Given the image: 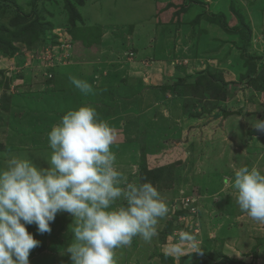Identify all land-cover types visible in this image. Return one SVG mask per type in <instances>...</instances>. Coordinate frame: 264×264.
I'll return each instance as SVG.
<instances>
[{
  "label": "crops",
  "instance_id": "1",
  "mask_svg": "<svg viewBox=\"0 0 264 264\" xmlns=\"http://www.w3.org/2000/svg\"><path fill=\"white\" fill-rule=\"evenodd\" d=\"M88 2L89 10L85 12L80 10L82 27L101 31L103 34L100 33L99 43L94 45H100L102 51L106 48L108 53L105 57L101 56V59L92 57L93 50L85 45V41L90 38L83 35L85 41L79 38L82 45L77 46L82 53L79 59L75 57L77 62L70 67L68 72L71 73L66 74L64 81L59 83V88L51 91L48 87V90L36 95L27 93L33 97H24L28 98L29 105L25 102L24 104L13 102L8 107L12 109L11 114H14L11 118L13 123L20 121L24 126L17 130L25 131L27 135L23 143L28 144L29 148L39 149L42 156L39 155L37 159L45 165L50 154L47 142V132L50 128L59 122L66 111L82 105H92L107 122L121 120L123 124L121 128L126 131L127 141L119 144L118 148L113 146L121 171L131 175V166L137 163L136 147L144 140L143 135L151 132L156 140L157 136L165 137V144L171 145L170 153L164 157V165L158 168L162 175L163 172L172 171L175 178L172 177L171 182L179 187L177 190L181 191L182 187L194 182L197 185L194 187L195 192L200 189L202 200L206 201L207 197L203 195L207 192L218 193L223 208H227L229 212L233 210L237 211L236 214L240 213L234 190L226 181H230L235 170L244 165L249 168L255 166L264 172V133L252 127L256 120H264V90H261L260 97L255 93L254 98L246 96L245 101H239L237 97L234 103L231 102L233 107L235 106L232 110L237 112V117L228 118L220 124L219 115L220 118L216 120L218 132H215L213 130L216 127L212 128L211 121H207L206 125L200 124V120L192 119L186 113L189 110L192 112L198 102L194 104L193 100V107L189 104L188 91L178 85V80L182 76L195 75L199 71L204 73L205 59H208L207 61L212 64L217 60L224 66L226 82L239 78L244 82L249 68L246 62L248 58L242 56L243 50L255 54L258 58L253 63L260 74L264 68L262 44L264 35H261L264 0H256V4L250 7L243 6L242 0H88ZM230 5H237L239 12L242 13L243 26L237 25L236 22L233 24ZM215 13L218 15L222 13L221 17H224L217 19L219 20L217 25L210 20H213ZM125 14L136 16V22L128 21L124 17ZM223 28H249L250 41L246 36H240L242 29L238 30L237 34L229 32L222 36L221 33H225ZM92 32L97 34L96 31ZM221 40L228 41L227 48L224 46L221 49L219 44ZM258 40L261 42L258 43ZM237 44L241 50H237ZM127 47L137 50V60L142 58L155 60L146 62L145 66L134 60L136 66L132 64L129 68L133 71L123 73L119 66L113 67V59H116L115 53L118 50ZM182 62L186 66L181 67ZM114 68L118 71H112ZM135 69L136 72L133 73ZM72 77L92 84L93 93L85 96L70 85ZM190 80L197 81L194 77L189 78ZM242 91L247 93V90ZM240 95L244 94L240 92ZM198 123L204 128H199ZM191 124L195 131L187 133V129H191ZM172 128L178 131L167 132ZM247 129H251L250 132L246 131ZM161 130H165V134ZM186 135L187 144L182 142ZM140 136L143 140H140ZM115 137L118 140L119 135ZM161 138L157 141L160 142ZM175 141H181V145ZM206 149H211L212 161L202 171L198 167H203L202 163L210 154ZM19 152L21 151L13 152V155L24 157ZM180 161L182 164H179ZM213 171H216L220 185L213 181ZM223 178L224 183L221 181ZM154 182L161 184V175ZM233 219L234 216L226 214L219 221L220 227ZM35 228V225H27L33 236L38 234L33 232ZM251 230L246 236L247 240L251 241L249 246L251 247L252 243L253 247L255 230H252L254 233ZM155 241L157 239L153 238L151 243ZM146 243L142 249L146 248ZM235 252L238 258L244 254L242 251ZM234 255L228 257L232 258Z\"/></svg>",
  "mask_w": 264,
  "mask_h": 264
},
{
  "label": "rangeland",
  "instance_id": "2",
  "mask_svg": "<svg viewBox=\"0 0 264 264\" xmlns=\"http://www.w3.org/2000/svg\"><path fill=\"white\" fill-rule=\"evenodd\" d=\"M243 3V6L250 7L252 4H256V0H242ZM88 8H90L88 0H0V166H3L5 160L14 157L13 152L18 151H21L19 154L24 156L22 158H29L37 164L46 166L37 159L39 155L42 156L39 149L29 148L28 144L23 143L27 135L25 131L18 132L17 130L24 126L20 121L13 123L11 118L14 114H11L12 109L8 107L13 102H17V104L25 102L26 104L28 98L24 97L33 98L30 95L41 94L48 90V87L51 91L59 88L58 85L64 81L63 78L66 74L71 73L68 72L70 67L72 68L77 62L75 57L79 59L82 53L77 46L82 45L80 39L85 41L82 38L83 35L90 38L85 41V45L91 47V51L93 50L92 57H96V59L105 57V54L108 53L107 49L102 51L100 45H94L99 43L100 33L101 35L103 33L82 27L80 10L85 12L89 10ZM180 8L183 9V7ZM229 8L233 12V24L236 22L237 25L243 26L242 13L239 12L237 5H230ZM221 15L222 13L219 15L215 13L213 20H210L217 25L218 18L224 19ZM124 17L128 21L136 22V16L125 14ZM261 23L263 24V28H261L263 34L261 35H264V19ZM222 26L224 27V25ZM240 29H242V33H245H241L240 36H246L249 40L251 37L249 28ZM240 29L223 28L225 33L223 32L221 35L224 36L229 32L237 34ZM92 31H96L99 36ZM227 42V40L219 42L221 49L224 46L228 47L229 43ZM260 42L261 40H258V43ZM262 44L264 46V41ZM92 45L98 47H92ZM238 45L236 46L237 50H241ZM137 53V50L129 47L118 50L115 53L116 59H113V67L119 66L122 72L126 73L131 65H134V60L139 61L143 66L146 62L155 60L154 58L137 60ZM242 56L248 58L246 62L249 68L246 71V81L244 82L240 78L236 81L226 82L224 66L217 60L215 64H212L207 61L208 59H205L207 65H203L204 73L199 71L195 72V75L188 76L189 78L194 77L197 81H189L187 76L179 78L178 85L188 91L189 104L193 107V100L194 104L196 101L198 102L192 112L191 110L186 112L189 117L200 120V124L204 125L208 123L207 121H211L213 128L218 124L216 120L220 118L219 115H221L220 124H223L228 118L237 117V112L232 110L235 106L233 107L231 103H234L237 97L239 101H245L244 97L246 96L254 98L256 97L255 93L260 97L261 90H264V68L261 69L260 74L256 71L253 62H256L258 58L255 54L252 55L243 50ZM106 63L108 64V62ZM180 66L186 65L182 62ZM99 70L100 68L97 69V71ZM112 71L117 72L118 70L114 68ZM130 71L133 70L130 69L128 72ZM135 72L136 69L133 73ZM69 83L72 85L71 81ZM242 90H247V93ZM240 92L244 95H240ZM254 101L255 99L252 102ZM230 110L233 114L224 116V112H230ZM99 116L105 120V117L100 113ZM108 123L114 129L115 136L119 135L118 140L115 137L111 148L112 151H115L113 146L118 148L119 144L127 141L126 131L124 132L121 128L123 125L121 120ZM198 127L203 126L199 125ZM190 128L187 129V133L195 131L193 124L190 125ZM216 129L217 127L213 131L218 132ZM173 130L178 131L172 128L167 132L171 131L172 133ZM249 130L251 129L246 131ZM161 132L165 134V130H161ZM153 136L151 132L143 135L144 140L140 136V140L143 141L138 146L136 145V165L139 166V173L138 176L130 175V180L143 182L145 178L141 176V171L144 170L147 173L148 170H151L154 172L159 170L160 165H164V157L170 153L171 145L165 144V137L157 136V140L161 138L159 142ZM187 137L186 135L182 142L187 144ZM175 142H179L178 145H181V141ZM206 151L210 153L209 157L202 163V168L198 167L202 171L212 161L210 159L213 155L211 149H206ZM192 161L195 160L192 159ZM179 164H182V161ZM173 176L172 171L163 172L161 184L147 180L153 185L157 184L156 187L170 210L169 214L157 225L158 235L154 237L157 239L156 243H146L140 237L133 238L130 246L115 250L117 264H264V224H256L241 211L236 214L237 211L229 212L227 208H223L218 193L207 192L203 195L207 197L206 201L202 200L200 189L195 192L194 187L196 188L197 185L190 182L191 180L188 186L182 187L181 191L177 190L179 187L171 182ZM212 179L216 184H221L216 171H213ZM221 181L224 183V178ZM226 214L234 216V219L220 227L219 221ZM71 223L72 217L69 214L60 213L50 225L51 233H46V236L39 233L34 235V238L40 241V245L30 252L29 264H71L69 255L65 252L72 241V233L69 229ZM254 227L256 229H253ZM251 229L255 230V233ZM250 230L255 234H253L255 236L253 247L252 243L251 247L249 246L251 241L247 240L246 236ZM33 232L37 233L36 228ZM182 233L190 234L193 239L181 241ZM145 243L147 246L142 249L141 247ZM174 247L182 248L178 258L171 253V249ZM235 251H242L244 254L238 258ZM233 254L235 255L229 258Z\"/></svg>",
  "mask_w": 264,
  "mask_h": 264
},
{
  "label": "clouds",
  "instance_id": "3",
  "mask_svg": "<svg viewBox=\"0 0 264 264\" xmlns=\"http://www.w3.org/2000/svg\"><path fill=\"white\" fill-rule=\"evenodd\" d=\"M85 96L93 93L86 80L71 78ZM264 133V120L252 125ZM112 126L92 105L66 111L47 132L50 154L46 166L11 157L0 166V264H29L40 245L37 233H51L60 213L72 217V241L65 249L71 264H117L115 250L140 237L151 242L157 225L169 214L168 204L150 181L137 182L121 171L111 150ZM139 166H131V175ZM229 183L236 204L253 222L264 224V172L247 165L237 168ZM181 241L192 240L182 233ZM194 246V245H193ZM182 248L171 253L178 258ZM168 254V253H166Z\"/></svg>",
  "mask_w": 264,
  "mask_h": 264
},
{
  "label": "trees",
  "instance_id": "4",
  "mask_svg": "<svg viewBox=\"0 0 264 264\" xmlns=\"http://www.w3.org/2000/svg\"><path fill=\"white\" fill-rule=\"evenodd\" d=\"M161 175V171L157 170V171H147V173L143 170V172L141 171V176L143 178H145L144 180H152V182H154V180H156L158 177H160Z\"/></svg>",
  "mask_w": 264,
  "mask_h": 264
},
{
  "label": "water",
  "instance_id": "5",
  "mask_svg": "<svg viewBox=\"0 0 264 264\" xmlns=\"http://www.w3.org/2000/svg\"><path fill=\"white\" fill-rule=\"evenodd\" d=\"M232 114H233V112H231V111H230V112H227V111L224 112V116H225V115L229 116V115H232Z\"/></svg>",
  "mask_w": 264,
  "mask_h": 264
}]
</instances>
